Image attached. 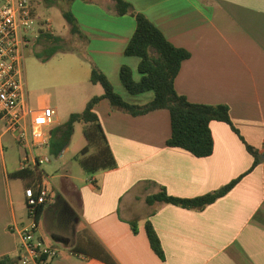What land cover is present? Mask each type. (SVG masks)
I'll return each mask as SVG.
<instances>
[{"label": "crops", "instance_id": "0c3cea01", "mask_svg": "<svg viewBox=\"0 0 264 264\" xmlns=\"http://www.w3.org/2000/svg\"><path fill=\"white\" fill-rule=\"evenodd\" d=\"M125 1L157 26L170 43L190 53L175 77L176 91L193 103L226 105L237 132L223 121L212 120V153L196 157L166 144L170 136L166 109L132 116L113 110L107 99H101L93 110L115 167L86 176L65 169L56 182L51 181L54 196L42 207L35 237L58 248L50 264H112L110 259L114 264H264V0ZM71 11L81 35L69 29L75 42L71 47L58 49L48 59L36 58L37 94L30 93L25 76V102L57 117V99L39 92L43 83L54 81L68 87L72 103L78 104L72 110L64 103L63 116L81 111L93 96L90 87L97 85L89 79L92 64L126 101L149 102L153 94H129L119 79L123 64L139 78V58L124 54L136 27L134 15L117 14L113 0H73ZM47 18L52 28V20ZM40 34L43 44L50 47L46 34L63 40L53 30ZM30 42L32 46L34 40ZM63 52L69 67L54 64L52 72L44 75L41 64ZM65 121L55 120L45 127L49 138ZM246 144L261 154L254 167ZM24 150L0 121V258L25 254L17 232L10 229L30 222L23 190L32 178L10 176L20 169ZM26 151L29 156L41 155L49 153V148ZM67 151L68 145L59 156ZM237 178L227 193L203 209L145 202L161 187L168 195L194 198ZM147 220L159 237L163 260L149 244ZM131 222L137 223L136 233Z\"/></svg>", "mask_w": 264, "mask_h": 264}, {"label": "trees", "instance_id": "16d2710c", "mask_svg": "<svg viewBox=\"0 0 264 264\" xmlns=\"http://www.w3.org/2000/svg\"><path fill=\"white\" fill-rule=\"evenodd\" d=\"M73 0H65L67 9H62L61 14L69 24L72 34L81 35L76 18L69 7ZM117 14H133L136 21L135 30L124 48L126 56L139 58V78L135 79L129 66L123 64L119 69V79L129 94H138L151 90L153 98L144 104H135L126 101L120 94L115 92L111 82L105 74L94 64L90 73V82L101 85L103 92L100 95H93L85 104L82 111L72 112L65 122L50 132L49 154L58 156L67 146L72 135L74 124L83 122V133L87 144L80 150L81 157L78 158L82 169L93 175L98 171L115 167V159L107 143V139L94 112V106L101 100L107 99L113 110H120L132 116L143 115L148 112L166 109L170 118V136L166 144L170 147H178L189 151L196 157H205L212 153L213 138L209 124L212 120L223 121L233 126L228 108L223 104H204L188 101L179 94L174 86L175 77L179 71L181 62L190 56V53L170 43L157 26H155L143 13L136 12L132 5L125 0H113ZM45 38L51 44L52 51L43 59H48L58 49L61 42L57 37L46 34ZM90 148L94 152L87 155ZM246 148L253 156L254 167L261 161V154L252 146L246 144ZM34 170L31 168L19 169L10 174L14 178H32ZM239 178L222 186L221 188L207 194L194 198H177L168 195L163 187L157 193L148 195L145 198L147 204L155 202H166L188 209H203L217 198L227 193ZM42 207H39L34 214L35 221H38ZM145 231L149 244L154 253L164 259V252L159 237L151 222H145ZM133 233L137 232V223L131 222ZM110 262L114 264L113 260ZM20 258L4 256L0 258V264H17Z\"/></svg>", "mask_w": 264, "mask_h": 264}, {"label": "built area", "instance_id": "2783aa9c", "mask_svg": "<svg viewBox=\"0 0 264 264\" xmlns=\"http://www.w3.org/2000/svg\"><path fill=\"white\" fill-rule=\"evenodd\" d=\"M34 0H0V121L7 132L24 150L20 169L34 170L32 183L23 190L24 204L30 222L26 226H10L17 232L20 248L25 254L20 263L50 264L58 248L42 237L36 238L35 211L54 196L52 182L42 164L51 160L50 154L28 155L26 149L49 148L45 127L52 124L53 115L45 109H35L25 102L24 50L40 32L52 31L47 17L37 19Z\"/></svg>", "mask_w": 264, "mask_h": 264}, {"label": "rangeland", "instance_id": "374dc122", "mask_svg": "<svg viewBox=\"0 0 264 264\" xmlns=\"http://www.w3.org/2000/svg\"><path fill=\"white\" fill-rule=\"evenodd\" d=\"M36 3V14L38 16L42 17H50L52 20V30L53 33L56 35L60 36L61 42L59 43L57 49L64 50L67 49L68 47H71L73 43L72 42V37L69 35V25L66 23L64 20L61 11L62 9H67L68 6L66 5L65 0H34ZM75 11H78L79 5L76 4L74 6ZM71 11V4L69 7ZM72 12V11H71ZM73 13V12H72ZM35 33H33L32 39L34 40L32 46L29 44L24 50V68H25V76L26 80L28 83V87L30 90V93L32 92L33 94L36 92V78L38 76V72L35 69V62H38L36 58H42L47 56L53 48L48 46L47 44H43V34H40V38H37L35 40ZM38 37V36H37ZM74 38V37H73ZM46 39V38H45ZM47 40V39H46ZM45 40V41H46ZM31 43V42H30ZM44 48V49H43ZM66 51V50H65ZM67 53L63 52L62 54L59 53L56 56H54L50 61L41 64V66L46 69V72H44V75H49V71L52 72V69L54 68V64H59L63 67H69L70 63L67 59ZM36 60V61H35ZM49 73H48V72ZM113 86V84H112ZM39 92L44 95H51L54 99H57L55 103L58 105V115L57 117H53L52 123L55 120L59 121H64L67 119L66 116H63L62 114V109H63V104L66 103L69 106V109L72 110H77L78 104L77 102H73L71 100L70 95H69V90L68 87L66 88L65 85H62L60 82H54V81H46L40 86ZM92 88V95L98 94V91L102 90L101 85L97 84L96 86L90 87ZM115 92H117L116 88L113 86ZM121 88L124 90L123 86L121 85ZM38 92V93H39ZM150 92L151 94L152 91L149 90L146 93ZM119 94V92H117ZM37 94V92H36ZM69 98V99H68ZM70 102L72 104H70ZM69 103V104H68ZM35 105V104H33ZM55 106V105H54ZM54 106L51 107L53 111H56ZM67 106V107H68ZM83 110V109H82ZM81 110V111H82ZM80 111V110H79ZM76 112V111H75ZM84 129V123L83 122H76L74 124V129L72 132V135L70 137V140L68 142V151L65 152L63 157L61 158L59 155L58 156H52L50 162L42 164V169L45 170V172L49 175L50 179L52 182L57 181V176L60 175L65 169L68 172H71L72 175H78V176H86L88 175L81 167L79 164V160L75 158L81 157L80 150L87 144L86 138L83 133ZM94 152V148H90L87 152V155L91 154ZM65 161V163H63ZM68 173V174H71ZM77 176V177H78Z\"/></svg>", "mask_w": 264, "mask_h": 264}, {"label": "water", "instance_id": "95a60500", "mask_svg": "<svg viewBox=\"0 0 264 264\" xmlns=\"http://www.w3.org/2000/svg\"><path fill=\"white\" fill-rule=\"evenodd\" d=\"M262 158L264 159V155L262 156Z\"/></svg>", "mask_w": 264, "mask_h": 264}]
</instances>
